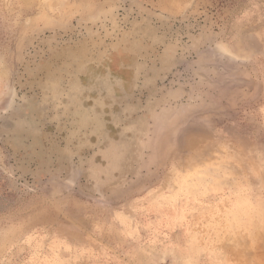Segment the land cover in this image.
Segmentation results:
<instances>
[{
	"label": "rangeland",
	"instance_id": "1",
	"mask_svg": "<svg viewBox=\"0 0 264 264\" xmlns=\"http://www.w3.org/2000/svg\"><path fill=\"white\" fill-rule=\"evenodd\" d=\"M0 264H264V0H0Z\"/></svg>",
	"mask_w": 264,
	"mask_h": 264
},
{
	"label": "bare ground",
	"instance_id": "2",
	"mask_svg": "<svg viewBox=\"0 0 264 264\" xmlns=\"http://www.w3.org/2000/svg\"><path fill=\"white\" fill-rule=\"evenodd\" d=\"M231 52V51H230ZM184 131V130H183ZM182 131V132H183ZM181 132V133H182ZM180 133V134H181ZM178 134H179V132H178ZM183 134V133H182ZM189 135H191V134H189ZM198 135V134H197ZM193 137V136H192ZM202 140V139H201ZM184 141V144H185V146H188L187 147V149L188 148H190L191 150H193V149H195V148H197V139H195V138H187V139H185V140H183ZM200 146H198V148H199ZM186 148V147H185ZM200 149V148H199ZM198 150V149H197ZM197 152H199V151H197ZM69 185V184H68ZM56 209V208H55ZM58 211V210H57Z\"/></svg>",
	"mask_w": 264,
	"mask_h": 264
}]
</instances>
